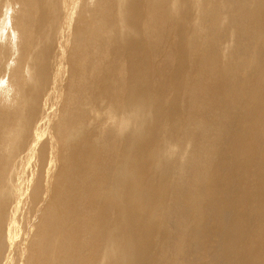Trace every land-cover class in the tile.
Listing matches in <instances>:
<instances>
[{"label": "bare ground", "instance_id": "obj_1", "mask_svg": "<svg viewBox=\"0 0 264 264\" xmlns=\"http://www.w3.org/2000/svg\"><path fill=\"white\" fill-rule=\"evenodd\" d=\"M0 264H264V0H0Z\"/></svg>", "mask_w": 264, "mask_h": 264}]
</instances>
